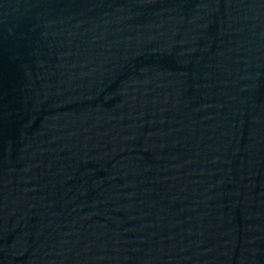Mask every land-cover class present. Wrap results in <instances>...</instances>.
<instances>
[{
    "label": "water",
    "instance_id": "1",
    "mask_svg": "<svg viewBox=\"0 0 264 264\" xmlns=\"http://www.w3.org/2000/svg\"><path fill=\"white\" fill-rule=\"evenodd\" d=\"M0 264H264V0H0Z\"/></svg>",
    "mask_w": 264,
    "mask_h": 264
}]
</instances>
